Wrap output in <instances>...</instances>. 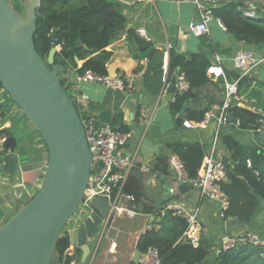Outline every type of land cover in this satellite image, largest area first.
I'll list each match as a JSON object with an SVG mask.
<instances>
[{
  "label": "crops",
  "instance_id": "0c3cea01",
  "mask_svg": "<svg viewBox=\"0 0 264 264\" xmlns=\"http://www.w3.org/2000/svg\"><path fill=\"white\" fill-rule=\"evenodd\" d=\"M117 1L121 4L126 22L119 36L107 47L112 52V57L107 63V74L112 77H122L125 80V88L111 89L98 82L76 81V75L80 73L79 69L85 60H76L77 67H70L63 74V79L72 92H84L89 96L88 109L99 123H109L119 129L132 132L129 141L131 145L126 151L135 154L139 165H148L151 171L145 172L136 168L129 175L126 185V191L137 197L134 206L142 214L133 219L124 216L115 217L96 252L93 250L92 258L86 264L138 263L134 261L138 250L137 243L148 224L151 223L155 230H161L163 220L154 217L157 210L154 204L159 200V191L165 183L175 188L176 196L187 202L189 206H199L202 220L201 242L208 244L210 250L205 263L222 251L218 244L226 235L237 236L247 231H254L264 237V198L257 206L253 219L246 222L232 216L221 218L218 202L201 197L200 190L195 184L186 185L185 190L179 192V184L174 178L175 173L170 164L171 157L176 155L171 145L177 142H199L205 149L206 157L213 146L216 123L212 121L207 126L191 129L176 126L181 110L173 111L171 104L178 93L176 85L172 86V79L175 78L177 70L168 73L172 51L184 54L187 59L193 54L202 53L211 59V63L215 61V55L221 56L226 75L229 80H233L238 74L232 66L236 52L254 50L264 55V44L256 45L239 41L216 17L210 20V34L201 36L191 34L188 30L189 24L199 19L193 0ZM231 1L243 2L242 7L246 12L256 6L255 13L258 17L259 12L263 13L264 0H202L210 9L221 7ZM141 27L146 30L147 38L137 33V29ZM138 38H142L151 46L142 50ZM208 76L207 82L194 89L196 98L189 100L188 109L208 111L212 106L223 102L224 78ZM5 92V90L0 91V100L4 109L3 124L10 136L16 139L18 170L15 174L0 170V220L23 201L22 196L17 194V186H28L27 192L31 195V189L35 185L39 187L44 173L42 168L32 176L31 171H25L30 163L25 140L35 136L33 141L41 148L44 147V141L37 137L33 126L20 121L23 113L18 110L12 99L11 103L8 101ZM240 93L243 95V107L264 113V106L256 96L262 95L264 100V63L259 66L254 79L240 85ZM224 128L231 130V124L225 125ZM236 129L238 140L247 146L248 152L252 148L258 149V152L264 150V136L260 133L263 130H243L238 127ZM8 149L5 158H0V164L7 163L11 154L10 148ZM215 155L224 161L230 157V150L221 139ZM44 162L47 163V160L43 161V164ZM258 169L261 175L257 177H264V165ZM17 174L22 180L17 179ZM191 181L193 180L187 179L186 182ZM28 182L32 184L27 185ZM94 240L89 241L92 246L95 245ZM76 248L78 247L70 245L69 253H74ZM52 264H60V262L55 260Z\"/></svg>",
  "mask_w": 264,
  "mask_h": 264
},
{
  "label": "trees",
  "instance_id": "16d2710c",
  "mask_svg": "<svg viewBox=\"0 0 264 264\" xmlns=\"http://www.w3.org/2000/svg\"><path fill=\"white\" fill-rule=\"evenodd\" d=\"M20 2L22 3V0ZM242 5L243 2L231 1L211 10L227 31L239 41L256 45L264 44V9L262 8L263 13L259 12L258 18H250L245 15L246 10ZM16 7L23 10L18 5ZM37 15V29L34 36L37 52L47 59L52 47H57L55 62L64 65V70L59 73L64 85L63 74L70 67H77L76 57L85 60L79 69L80 73L90 69L99 74H107V63L112 57V52L107 47L119 36L126 22L119 1L41 0ZM138 41L142 50L151 46L142 38H138ZM210 63L211 59L202 53L193 54L187 59L184 54L171 52L168 73L180 69L185 72L191 83L190 91L182 93L178 91L175 101L171 104L173 111L181 110L186 101L196 98L194 89L209 80L207 68ZM248 81L251 79H242L239 86L244 82L247 84ZM0 88H2L1 82ZM256 96L264 106L263 96ZM232 111L239 124L237 126L232 123L227 124H231V130L224 128L220 135L223 144L230 150V157L225 161L227 180L222 183L229 197V207L225 214L226 218L232 216L249 222L253 219L261 199L264 198V177H257L253 169L247 166L246 160L251 158L255 168L263 167L264 150L258 152V149L252 148L248 152L247 146L237 138L236 127L243 130H258L263 125L264 113L237 105L232 107ZM206 112L205 109L197 111L189 108L185 119L202 120ZM0 115H4L1 100ZM35 131L41 138L40 133L36 129ZM34 137L30 136L25 140L30 154V163L25 171H31V176L40 172L42 162L48 159L46 143L44 142L43 148L37 147L33 141ZM171 149L184 163L188 179H196L205 158V149L202 145L199 142H177L171 145ZM31 184L28 182V185ZM23 201L29 200L23 199ZM162 220L161 230L153 228L145 231L138 240L137 248L143 253L150 246L158 247L163 264H264V246L252 244H245L230 251L222 250L218 256L205 263L210 253L208 244L201 242L199 246H194L179 240L187 226L185 220L173 215ZM70 245L68 233L62 232L57 241L54 260H58L60 264L74 262L80 264L81 249L76 248L74 253H69Z\"/></svg>",
  "mask_w": 264,
  "mask_h": 264
},
{
  "label": "water",
  "instance_id": "95a60500",
  "mask_svg": "<svg viewBox=\"0 0 264 264\" xmlns=\"http://www.w3.org/2000/svg\"><path fill=\"white\" fill-rule=\"evenodd\" d=\"M40 4L41 0H22L23 10H20L9 0H0V82L48 149L46 172L37 192L29 201H20L0 220V264H49L61 233L84 199L91 174L92 153L78 107L59 76L64 65L55 62L57 47H52L47 59L36 49L34 36ZM175 85L176 78H173L172 86ZM188 102L180 111L177 127L183 126ZM237 122L230 108L228 123ZM5 145L11 154L6 164H0V170L15 174L18 170L16 139L10 136ZM130 145L128 142L122 147ZM174 178L179 192L186 185L195 184L177 180L176 173ZM18 187L22 190L25 187L17 186L20 194ZM171 188L169 183L162 185L159 200L154 204L157 209L176 196L177 192L172 193ZM91 206L94 211L68 232L70 244L82 251L80 264L91 260L89 241L100 236V223L111 205L107 198L97 197ZM222 245V242L218 244L220 250ZM140 253L137 250L135 262Z\"/></svg>",
  "mask_w": 264,
  "mask_h": 264
},
{
  "label": "built area",
  "instance_id": "2783aa9c",
  "mask_svg": "<svg viewBox=\"0 0 264 264\" xmlns=\"http://www.w3.org/2000/svg\"><path fill=\"white\" fill-rule=\"evenodd\" d=\"M193 2L199 13V19L189 24V32L195 36L210 34V20L215 17L212 10L202 0H193ZM251 9L253 10L245 12V15L250 18H258L255 13L256 6H253ZM137 33L143 38L148 37L146 30L142 27L137 29ZM214 60L207 68V74L215 78H224V100L221 104L212 106L202 120L184 119L182 125L185 128L191 129L207 126L212 121L216 123V132L211 151L204 158V164L198 177L192 180L199 188L201 197L218 202L219 215L224 219L226 218L225 212L229 207V197L222 185L227 180L226 162L223 159L217 158L215 154L220 143L221 131L225 125L229 124L228 110L234 105L240 107L244 105L239 82L244 78L254 79L259 66L264 63V55L254 50L237 51L232 59V66L234 70L238 71V76L233 80H229L226 75L222 65V57L215 55ZM176 72L177 90L181 93L190 91L191 83L186 77L185 72L180 69ZM76 79L79 82H98L111 89L125 88V80L122 77L99 74L90 69H86L83 73L77 74ZM252 81L255 82L254 80ZM65 86L68 89L66 83ZM2 90L5 89L2 87L0 91ZM68 91L70 95L74 94L76 97L74 101L78 105V110L86 131L87 141L92 153V163L84 199L78 205L67 224L75 221L74 227L78 226L94 211L91 205L97 197L107 198L111 205L106 216L100 223V236L94 240L95 245L93 244L92 246L93 254V250L96 252L101 239L106 230L111 226L115 217L124 216L133 219L142 214L134 206L137 202V197L126 191V185L129 175L134 168H140L145 172H150L151 169L148 165H139L136 160V155L128 153L126 148L122 147L130 141L132 136L131 131L119 129L109 123H99L97 118L88 109L89 96L84 92L76 93L69 89ZM81 111L85 113L84 117L81 115ZM262 122L263 125H261L258 131L264 130V121ZM238 124L239 122L235 125ZM9 137L8 131L4 128L3 116L0 115V158L4 157L7 154V150H9L5 145ZM246 163L249 168L253 169L256 176L261 175V171L253 166L251 158H247ZM170 164L174 173L178 175L177 180L186 182L188 177L182 160L178 156L173 155L170 159ZM170 191L172 193L175 192V188H171ZM125 200L130 204H127ZM170 215L181 217L187 224L179 240L189 242L194 246H199L201 244L202 221L199 206H189L187 202L175 196L166 200L156 210L154 217L157 216L162 220ZM71 229L65 227L64 232L68 233ZM151 229L153 228L151 223H149L146 231ZM222 243L221 250L230 251L245 244L264 246V237L260 236L257 232L247 231L237 236L226 235L223 237ZM137 264H163L159 248L155 246L148 247L143 253H140Z\"/></svg>",
  "mask_w": 264,
  "mask_h": 264
},
{
  "label": "rangeland",
  "instance_id": "374dc122",
  "mask_svg": "<svg viewBox=\"0 0 264 264\" xmlns=\"http://www.w3.org/2000/svg\"><path fill=\"white\" fill-rule=\"evenodd\" d=\"M14 6H16V5H18L21 9L23 8V6H22V3L20 2V0H9ZM6 91V90H5ZM7 92V91H6ZM5 92V94L7 95V98H8V101H10V103H11V98H10V96H9V94H8V92L6 93ZM73 95V96H72ZM71 96L73 97V99H75L76 100V97H75V95L74 94H72ZM13 102V101H12ZM14 103V102H13ZM5 105H6V103H5ZM17 108H18V110H20L21 111V109L17 106ZM22 112V111H21ZM82 112V111H81ZM23 113V112H22ZM24 115V114H23ZM22 115V117L20 118V121H22V122H26L27 124H28V126L30 125V126H33L31 123H30V121H28V119L25 117V115L23 116ZM81 115L84 117L85 116V113L84 112H82L81 113ZM262 136H264V134H262ZM37 137H39L38 135H37ZM40 138V137H39ZM42 138V137H41ZM5 158V157H4ZM42 164H43V162H42ZM42 166V170H44V173L42 174V179H41V182H40V185H41V183H42V181H43V178H44V175H45V172H46V165L44 166V164L43 165H41ZM18 175V174H17ZM17 179L18 180H22V178H21V176L20 175H18V177H17ZM28 185V184H27ZM40 185H38L39 187H40ZM37 185H35L34 186V188L33 189H31V195H28V192H27V187L28 186H26V185H24V190H22V188L21 187H18V188H20L19 190H20V195L22 196V198L26 201V200H30L31 199V197L37 192V190H38V188L39 187H36ZM23 194H24V196L25 197H23ZM28 195V196H27ZM75 226V221H73L71 224H67V228H73ZM64 232V231H63ZM62 234V233H61ZM104 237V236H103ZM52 262H54L55 260H54V257H53V259L51 260ZM52 262L50 263V264H52Z\"/></svg>",
  "mask_w": 264,
  "mask_h": 264
}]
</instances>
